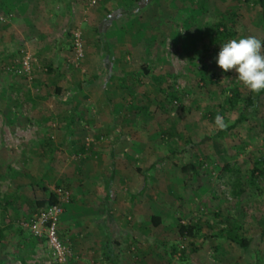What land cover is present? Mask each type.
<instances>
[{
	"label": "rangeland",
	"instance_id": "obj_1",
	"mask_svg": "<svg viewBox=\"0 0 264 264\" xmlns=\"http://www.w3.org/2000/svg\"><path fill=\"white\" fill-rule=\"evenodd\" d=\"M254 1L159 0L158 8L169 11L159 15L163 21L158 23L157 44L153 46L151 58L143 61V64L152 65L150 74L137 76L133 79L136 82L133 91L123 94L116 86L124 85L120 80L125 79L127 83L132 78L117 80L114 77L110 82L113 90L107 94L111 102L139 105L138 112L133 114L122 106L113 110L116 125L112 130L117 132L118 128H125L128 133L136 128L138 134L133 141L125 140L118 145L129 153L135 149L132 163L138 165L142 176L150 178L146 192L138 197L140 202L136 209L131 202L129 206V196L138 189L130 184L121 189L123 196H119V202L123 207L106 223L111 241L120 242L123 264H264V239L259 236L264 228L262 180L256 179L254 185L246 183L244 192L235 198L231 194V182L236 174L223 171L225 164L233 170L239 169L237 176L247 182L253 160L264 156V96L260 99L256 119L247 120L222 138L201 142L221 129L216 124L217 115L212 117L211 112H222L218 115L227 126L233 123L236 114L218 108L229 89L239 85L244 92V85L234 70L224 72L217 65L215 58L221 45L211 42L212 28L214 24L230 26L233 35L228 40L249 35L261 39ZM11 18L12 14L0 22V28ZM70 39L72 44L71 36ZM1 46L0 225L6 219L12 223L5 234L6 239L2 240L3 256L8 262L5 264H49L50 251L44 238L35 239L25 226L36 211L33 202L22 197L12 207L6 203L4 195L13 194L21 182H33L37 184L33 188L37 200H45L49 192L55 193L59 187L68 191L71 198L65 178L71 182L76 180L73 175L77 176L79 159L105 139L97 141L93 135L95 129L83 126L80 144L85 152L79 153L71 151L69 142H60L57 136L64 132V121L68 119V108L74 97L71 89L87 79L79 69L83 61L78 66L71 62L72 47L53 73H48L50 61L40 60L29 47L22 46L13 51L14 48L2 50ZM20 49L35 59L29 74L7 70L19 57ZM49 54L50 51L46 55ZM155 75L167 76L161 88L167 93L170 86L176 93V102L164 100L166 93L159 92L156 81L151 79ZM56 88L62 89L63 93L56 94ZM130 115L136 117V124L128 127L123 121ZM53 122L57 125H51ZM105 143L116 142L109 138ZM58 144L62 149H57ZM194 161L199 166L195 175L180 171L182 166ZM152 216L160 218L159 225L153 224ZM228 217L237 218L243 235L251 238L247 249H241L220 235L223 220ZM177 222L198 224L202 236L180 238ZM16 226L24 231L22 237L15 236ZM99 226L102 227L101 222H94L91 231L97 233L94 242L97 246L105 243ZM61 230L59 226V232ZM68 231H61L59 236L70 246L74 257ZM213 235L218 237L213 238ZM92 241L91 236L87 239L78 237L79 246ZM173 243L184 251L187 261L180 260L178 253L172 256ZM12 246L21 250L16 251L17 248ZM71 262L72 258L67 264Z\"/></svg>",
	"mask_w": 264,
	"mask_h": 264
},
{
	"label": "crops",
	"instance_id": "obj_2",
	"mask_svg": "<svg viewBox=\"0 0 264 264\" xmlns=\"http://www.w3.org/2000/svg\"><path fill=\"white\" fill-rule=\"evenodd\" d=\"M158 2L159 0H99L92 5L90 0H0V11L12 14L11 21L0 28L1 49L14 48L15 51L22 46L29 47L40 60L48 59L53 71L58 62L69 54L72 47L70 39L72 31L75 29L82 31L86 56L79 69L87 79L71 89L74 101L72 98L68 108V119L64 121V132L67 133L60 132L57 136L60 137V142H69L71 151L79 153L85 152L80 144L83 141L85 125L95 129L93 135L97 141L105 139L106 142L110 138V141L116 142L107 144L103 141L95 148L92 146L90 152L79 159L75 172L77 176L73 175L78 182L77 186L74 185L76 180L71 182L65 178V182L67 181L65 187L70 190L72 194L70 199L74 204L99 210V213L96 211L95 214L69 218L59 223L62 232L69 230L68 238L76 254L70 264H123L121 257L123 250L118 240L113 239L110 248L111 252L118 255L116 258L112 257L116 260L110 261L104 257L110 251L106 248V241L111 239L110 229L106 223L114 219L116 213L122 209L119 198L123 196L121 189L127 184L138 189L129 196V206L131 202L135 204L134 209L137 208L145 176L139 172L138 165L132 163L135 149L132 148L129 153L118 145L125 140L133 141L138 134L136 128L130 129L128 133L124 131L125 128L123 130L118 128L117 132L115 129L112 130L116 125L113 110L122 106V109L133 114L137 112L139 105L131 102L115 104L110 101L107 93L113 90L110 82L114 77L117 80L132 78L127 80V83L125 79L120 80L124 81V85L116 86L118 92L123 94L133 91L136 83L133 79L145 73L144 66L148 70L145 74H150L152 65L143 64V61L151 58L153 46L157 44L158 23L163 21L160 14L165 15L169 11L168 8H158ZM49 51L50 54L46 55ZM60 93H63L62 89ZM125 118L124 125L129 127L136 124V117L130 115L129 118ZM51 125L57 123L53 122ZM57 147L62 149L59 144ZM147 179L149 183L150 178ZM23 183L27 182H21ZM94 222L102 223V227H99L103 230L101 235L105 243H101L100 246L94 243L98 238L97 233L91 232ZM3 228L5 236L8 227L0 225V230ZM23 232L17 231L15 236L22 237ZM79 236H85L86 239L91 236L93 243L79 246ZM12 247L17 248L16 251L20 249ZM3 248L5 247L0 240V264L8 263L3 256ZM7 252L9 250H6ZM20 260L22 261V258Z\"/></svg>",
	"mask_w": 264,
	"mask_h": 264
},
{
	"label": "trees",
	"instance_id": "obj_3",
	"mask_svg": "<svg viewBox=\"0 0 264 264\" xmlns=\"http://www.w3.org/2000/svg\"><path fill=\"white\" fill-rule=\"evenodd\" d=\"M254 3L257 8V18H258L256 25L262 31L261 40L264 41V0H255ZM214 25L215 26L212 28V31H211V35L213 36L211 42L214 45H221L222 43H225L228 40V38L233 35V31L230 26L221 25V24H214ZM143 68H144V72L148 73V70L146 69V67L144 66ZM47 72L53 73V69L50 66H48ZM151 79L156 81L157 89L159 90V92L166 93V91L163 88H161V85L164 83V81L167 80V76L165 75L156 76L155 75V76H151ZM243 88H244V92L241 91V88L239 85H236L234 88L229 89L228 95H226L223 99V103H221L218 106L220 110H227L230 112H234L236 114V117L233 123L228 125L224 129L217 130L214 134L211 135V137H207L201 140V142L205 140L208 141L211 139L222 138L226 134L231 132L232 130L236 129L239 125L246 122L247 120L257 118L256 114L258 111L259 102H260V99L264 96V91H261L259 93H254L250 91L246 86H244ZM168 89L169 91L166 93L164 100L170 103L173 100L176 101V93L173 90L171 91L170 86H168ZM55 93L59 94L60 88H56ZM138 110L139 108H137L136 111L138 112ZM218 114H222V112H211L210 115L212 117H215ZM263 125H264V120H263ZM196 163H197L196 161L190 162L189 164L182 166L180 168V171L195 175L199 167L197 166ZM223 171L225 172L228 171L230 173L233 172L236 174L233 177L232 182H231V194L235 198H237L244 192L246 183L248 184L250 183L251 185H254L256 184V179H261L263 187H264V156L257 157L253 160V168L247 174L248 175L247 182L246 181L244 182L240 178V176H237L239 175V169L233 170L227 164H225L223 166ZM147 182H148V179L147 177H145V183L140 190L141 195H143L146 192V187L148 185ZM36 185L37 184L33 182H28V183L17 185L13 194L4 195V199L6 203L12 205L13 207V205H15V202H17L19 199H21L22 197H28L29 198L28 201L33 202V205L35 206L37 210L45 205L55 204L57 202V195L52 192L48 193V196L45 200H37L33 195V188ZM96 211H98L99 213L98 209L86 208V207L76 205L70 199L68 203L63 205V212L60 215L59 221L61 222L69 218H76V217H80L84 215L95 214ZM5 221L8 223H5ZM5 221H4L5 224L4 223L3 224L6 225L9 229L10 225L12 226V223L9 219H6ZM151 221L153 222L154 225H159L161 220L157 216H152ZM223 222H224V226L220 230V235L223 236L228 241L236 244L241 249L243 250L247 249L250 246L252 240L251 238L244 236L243 233L241 232L242 226L239 220L234 217H230V218L228 217L225 220H223ZM176 228H177L178 236L180 238H185L188 236H191V237L202 236V234L200 233V227L198 224H194L190 222H186V223L177 222ZM16 229H18V232L21 231L20 226H16ZM3 231H5L4 228L0 230V240L1 241L5 239V236L3 235ZM259 236L261 239H264V228L262 229ZM212 237L215 238L218 236L213 235ZM112 243L113 241H111L110 238L107 239L106 241L107 250H110ZM177 253L179 254L180 260L187 261V256L186 254H184V251L179 250V246L177 243L176 244L173 243L171 245V254L173 256V255H176ZM116 256L118 255L114 254L110 250L109 253L108 254L106 253L104 257L105 259H109L111 261L112 259L116 260L112 258V257L116 258Z\"/></svg>",
	"mask_w": 264,
	"mask_h": 264
},
{
	"label": "built area",
	"instance_id": "obj_4",
	"mask_svg": "<svg viewBox=\"0 0 264 264\" xmlns=\"http://www.w3.org/2000/svg\"><path fill=\"white\" fill-rule=\"evenodd\" d=\"M99 0H90V4H96ZM11 14L3 15L0 13V22L7 20ZM72 58L71 62L74 66H78L84 59V40L82 33L75 29L72 31ZM35 59L25 52L23 49L19 51V57L15 60L13 66H8L7 70L13 71L15 74H29L34 64ZM176 102V101H174ZM57 202L48 204L37 209L25 223L32 236L37 239H43L50 251L49 264H67L73 258V252L68 244L62 241L59 236V218L63 212V205L70 200L68 191L57 188L55 190Z\"/></svg>",
	"mask_w": 264,
	"mask_h": 264
},
{
	"label": "clouds",
	"instance_id": "obj_5",
	"mask_svg": "<svg viewBox=\"0 0 264 264\" xmlns=\"http://www.w3.org/2000/svg\"><path fill=\"white\" fill-rule=\"evenodd\" d=\"M264 41L249 35L238 39H230L221 44L216 63L224 71L234 70L237 79L250 91H264ZM216 124L227 127L223 118L216 117Z\"/></svg>",
	"mask_w": 264,
	"mask_h": 264
}]
</instances>
